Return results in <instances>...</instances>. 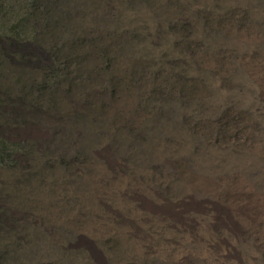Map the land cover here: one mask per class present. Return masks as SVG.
<instances>
[{"label":"rangeland","instance_id":"rangeland-1","mask_svg":"<svg viewBox=\"0 0 264 264\" xmlns=\"http://www.w3.org/2000/svg\"><path fill=\"white\" fill-rule=\"evenodd\" d=\"M151 2L0 0V264H264V0Z\"/></svg>","mask_w":264,"mask_h":264},{"label":"trees","instance_id":"trees-1","mask_svg":"<svg viewBox=\"0 0 264 264\" xmlns=\"http://www.w3.org/2000/svg\"><path fill=\"white\" fill-rule=\"evenodd\" d=\"M146 1H148V0H146ZM152 2H154V0H151ZM151 2V3H152ZM82 3V2H81ZM107 4H106V6L107 7H109V3L108 2H106ZM79 4V3H78ZM77 5V4H76ZM79 6H80V4H79ZM108 9V8H107ZM106 13H108V12H106ZM108 15V14H107ZM113 17H114V15H113ZM79 22L80 21H78V19H76L75 20V24H79ZM152 30H151V32H148L147 31V27L146 28H144L145 30V39H146V36H147V38H148V40L150 39V38H153L154 40H158L159 39V37L160 36H162V30H161V23H159V22H157V20H155L154 21V24H153V26L152 27H150ZM148 34H150V35H148ZM150 36V37H149ZM122 47H123V49L124 50H126V51H128V52H134L135 50H139V49H135V44L133 43V42H131V41H126V42H124L123 44H122ZM135 49V50H134ZM173 60H177L176 58H174V57H172V59H171V61H173Z\"/></svg>","mask_w":264,"mask_h":264}]
</instances>
